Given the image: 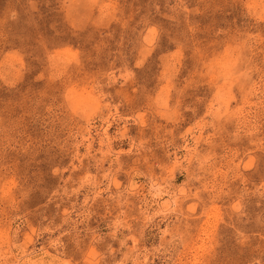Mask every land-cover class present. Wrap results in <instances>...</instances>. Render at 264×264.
<instances>
[{"label": "rangeland", "instance_id": "1", "mask_svg": "<svg viewBox=\"0 0 264 264\" xmlns=\"http://www.w3.org/2000/svg\"><path fill=\"white\" fill-rule=\"evenodd\" d=\"M0 264H264V0H0Z\"/></svg>", "mask_w": 264, "mask_h": 264}, {"label": "bare ground", "instance_id": "2", "mask_svg": "<svg viewBox=\"0 0 264 264\" xmlns=\"http://www.w3.org/2000/svg\"><path fill=\"white\" fill-rule=\"evenodd\" d=\"M107 128H108V127H107ZM105 133H108L107 130H105ZM88 140H89V142H92V141H93V140L91 141V138H88ZM89 144H90V143H89ZM30 259H31V258H30ZM32 260H33V259H32ZM36 261H37V260H36ZM29 262H30V261H29Z\"/></svg>", "mask_w": 264, "mask_h": 264}]
</instances>
